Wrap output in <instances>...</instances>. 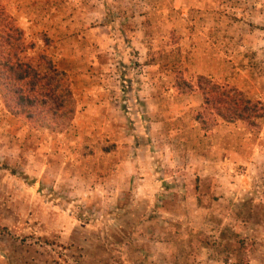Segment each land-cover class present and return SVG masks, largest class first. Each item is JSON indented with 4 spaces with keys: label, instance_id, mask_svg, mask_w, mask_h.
<instances>
[{
    "label": "rangeland",
    "instance_id": "1",
    "mask_svg": "<svg viewBox=\"0 0 264 264\" xmlns=\"http://www.w3.org/2000/svg\"><path fill=\"white\" fill-rule=\"evenodd\" d=\"M1 1L76 111L51 132L0 96V264H264V116L204 135L176 88L264 104V0Z\"/></svg>",
    "mask_w": 264,
    "mask_h": 264
},
{
    "label": "trees",
    "instance_id": "2",
    "mask_svg": "<svg viewBox=\"0 0 264 264\" xmlns=\"http://www.w3.org/2000/svg\"><path fill=\"white\" fill-rule=\"evenodd\" d=\"M35 44L0 0V96L6 109L35 128L63 132L76 111L73 81L69 73L41 52L31 54ZM176 88L183 95L200 94L203 105L195 120L205 131L219 120L243 121L257 126L264 116V104L254 100L235 85L220 83L210 76L198 75L192 82L179 73Z\"/></svg>",
    "mask_w": 264,
    "mask_h": 264
},
{
    "label": "crops",
    "instance_id": "3",
    "mask_svg": "<svg viewBox=\"0 0 264 264\" xmlns=\"http://www.w3.org/2000/svg\"><path fill=\"white\" fill-rule=\"evenodd\" d=\"M174 89H176V88H174ZM200 94H193V95H191V98H199V100H200V96H199ZM201 101H199V105L197 104V106H200L201 105V103H200ZM189 107H192V105L190 104L189 105ZM230 130H234V122L233 123H231V122H225V121H223V120H219V122H218V124L215 126V128L214 129H212L211 130V132L213 131V132H216L218 135H217V138H221L223 141H225V139H227V135H225L227 132H229ZM210 132V131H209ZM209 132H205L204 131V135H208L209 134ZM226 137V138H225ZM260 147V146H259ZM216 149H218V147L216 146ZM219 149H222L224 152H226V155H227V153H229V147H227V146H223V144H222V148H219ZM253 157L254 156H257V155H259V153H258V151H257V149L255 148L254 150H253ZM264 152V151H263ZM223 153V152H222ZM224 163H226V162H224ZM227 163H229V167L228 168H226V169H221V171L222 172H231L233 169H234V164H236L235 162H227ZM250 165V164H249ZM234 171V170H233Z\"/></svg>",
    "mask_w": 264,
    "mask_h": 264
}]
</instances>
